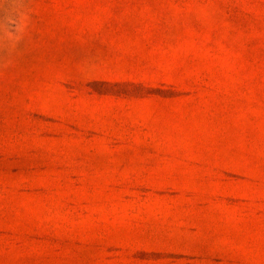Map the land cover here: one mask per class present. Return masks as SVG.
Segmentation results:
<instances>
[{"label": "rangeland", "instance_id": "rangeland-1", "mask_svg": "<svg viewBox=\"0 0 264 264\" xmlns=\"http://www.w3.org/2000/svg\"><path fill=\"white\" fill-rule=\"evenodd\" d=\"M0 264H264V0H0Z\"/></svg>", "mask_w": 264, "mask_h": 264}]
</instances>
